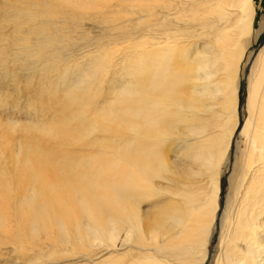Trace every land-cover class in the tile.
Here are the masks:
<instances>
[{
  "label": "bare ground",
  "instance_id": "6f19581e",
  "mask_svg": "<svg viewBox=\"0 0 264 264\" xmlns=\"http://www.w3.org/2000/svg\"><path fill=\"white\" fill-rule=\"evenodd\" d=\"M86 3L104 16L83 14ZM260 10L258 0H2L0 42L11 36L12 48L0 47V243L22 264H203L221 210L214 264H264V43L248 57L241 123L238 111ZM84 16L114 44L103 56L130 62L109 81L113 103L73 93L66 115L49 120L45 82L84 87L82 47L72 69L51 50L69 46ZM12 93L39 107L16 105V118ZM236 131L243 147L221 208Z\"/></svg>",
  "mask_w": 264,
  "mask_h": 264
},
{
  "label": "rangeland",
  "instance_id": "374dc122",
  "mask_svg": "<svg viewBox=\"0 0 264 264\" xmlns=\"http://www.w3.org/2000/svg\"><path fill=\"white\" fill-rule=\"evenodd\" d=\"M1 1L0 0V4H1ZM14 0H11V2H13ZM115 1V0H113ZM261 4V10L260 11H257V16L255 15V17H260L262 14H264V0H258ZM135 2V1H134ZM133 3V2H132ZM88 3H86L84 5V8H83V11L82 13L83 14H88L90 13L89 12V8H91L89 6V4L87 5ZM133 4H137V2L133 3ZM86 5L88 8H86ZM98 6L95 7V9L91 8V11L93 12V10H95L94 12L98 11V13L100 14V17L101 15L104 16V8L103 9H100L101 6H99L100 8H97ZM138 7V4L137 5H133V8H137ZM2 13V12H0ZM11 21H8L7 23L3 22V24H9ZM82 22L83 24H81L83 27L80 29V32H75L74 31V28H73V24L71 27H69L71 29V34H70V40H71V43H69L68 45L70 46H67L65 48H55V47H51V50L53 53H57L58 55H61V59L63 60L64 63L67 64H70V69H72V64H73V60L74 58H78L77 61H80V58L79 56H75V53L73 51H75V49L79 46H81L82 48V51L83 53L80 55V56H85L82 58V60L84 61V65L82 66L83 69H84V72L82 74V77L85 81V84H84V87L83 89H80V87H62L63 85L62 84H55L54 83V80L56 78V71L58 72L59 69H63V67L65 65H62L63 63L59 62V67L58 69H56L55 72H53V75L51 77L53 83L56 85V86H61L59 88L57 87H52L50 84H48L47 82H45V87L48 88V90H46V94L47 93H51L50 94V100L48 101L49 103V110H50V117H49V120L51 118H54V119H57L58 118H63L65 115H66V108H67V104H68V101L71 100L72 96H73V93L75 94H78L80 95L82 92V95H86L88 97H96L95 99H98L99 101H104V103L102 105H97L96 107H100V106H103L105 104H107V102L109 103H113L112 101H110L111 99L114 98V94H111V88L108 87L109 85V81L113 78L114 76V73L115 71H120L119 69L121 68L120 66H122L124 63L125 60L129 61L130 62V59H122L121 62H116V57H117V52L114 54V52L112 51H107L106 53H111V56L112 57H108L109 58V63L106 64L108 58L103 56L104 55V52L101 51L103 48L109 50V46L112 47L114 44H106V38L103 36V31H100V29L102 30L101 26L99 24H97L95 27H93V29L91 28L92 26L90 25L91 21L86 17L84 16L83 19H82ZM89 23V24H88ZM91 26V27H90ZM84 30L83 32H81V30ZM87 30V32H86ZM53 31H55L53 29ZM90 31V32H89ZM97 31V32H96ZM90 34H89V33ZM79 33V34H77ZM102 37H101V35ZM93 35V36H92ZM95 35V36H94ZM77 36V37H76ZM88 36V37H87ZM101 39H100V37ZM97 37V38H96ZM35 38L34 37H31L29 34H28V39L31 41ZM76 38H77V41H76ZM93 38H96L93 40ZM99 39V40H98ZM105 42H104V40ZM79 40V41H78ZM91 40V41H90ZM97 40V41H96ZM137 40V39H136ZM138 41V40H137ZM96 42V43H95ZM112 42V41H111ZM113 42H115L116 44H118L117 46L120 47L123 45H120V40H114ZM118 42V43H117ZM100 43V44H99ZM264 43V30L263 32L255 39V40H252V42L250 43L247 51L245 52V55L243 57V60L241 62V67H240V73H239V81H240V84H239V91H238V99H239V102H238V111H239V115H240V123L243 122L245 120V118L247 117V110H246V97L248 96V90H249V87H248V82H247V76L249 74V61L251 60L248 59L249 55H251L250 57H253L254 54L258 51V49L262 46V44ZM81 44V45H80ZM98 46H97V45ZM104 46H103V45ZM92 45V47H91ZM107 45V46H106ZM0 47H4L5 50H6V53H9V51L11 50L12 48V37L11 36H8L6 38V40L4 42H0ZM103 47V48H102ZM86 48V49H85ZM121 48V47H120ZM91 49V51H90ZM98 49V50H97ZM94 50V51H93ZM64 51V52H63ZM101 51V53H100ZM70 53V55H69ZM121 53H123L122 51H120L119 55H121ZM97 54V55H96ZM102 55V56H101ZM109 55V54H108ZM93 56H96V58H99V57H103V64L94 68L92 66L91 68V65H88V61L89 59H91ZM98 56V57H97ZM113 56H114V59H113ZM73 58V59H72ZM107 58V59H105ZM111 59V60H110ZM113 59V60H112ZM65 60V61H64ZM115 60V62H114ZM114 65V67L112 66V63ZM97 61H93V63L96 65ZM83 63V62H82ZM111 63V64H110ZM21 64L24 65L26 64L25 60H21ZM10 63L7 61L6 62V66L7 67H10ZM107 65V66H106ZM109 65V67H108ZM117 65V66H116ZM90 67V68H89ZM103 67V68H102ZM106 67V69H105ZM119 67V68H118ZM133 67V66H132ZM111 68V69H110ZM113 68V70H112ZM134 68V67H133ZM96 69H97V73H96ZM101 70V71H100ZM110 71V74H109V71ZM104 71V73H103ZM108 71V72H107ZM113 71V72H111ZM106 72V73H105ZM22 73V72H21ZM20 74V72H19ZM23 74V73H22ZM88 74V75H87ZM110 75V76H108ZM108 78V80H107ZM36 79V78H35ZM38 80V79H36ZM101 83V84H100ZM97 84V85H96ZM99 84V85H98ZM50 85V86H49ZM40 88V90L43 91V87H38ZM49 88H52L55 90L53 91H50ZM60 89V90H59ZM70 89V90H69ZM70 92V94H69ZM5 93V92H4ZM10 94V91H6V95ZM97 93V94H96ZM66 95V97H65ZM12 97L13 98H8L7 96V100H8V104H7V107H9V111H13V112H16L15 114V117L17 118L18 117V114L17 112H19L16 108V105H26V103H29V102H32L34 103L37 107H39V104H38V99L37 97L36 98H32V100L30 98H27V96L23 95L21 97H19V99H17L14 94L12 93ZM100 97V98H99ZM68 98V99H67ZM110 99V100H109ZM25 100V101H24ZM109 100V101H108ZM21 101V102H20ZM20 102V103H19ZM56 102V103H55ZM59 102V103H58ZM65 102V103H64ZM33 104V105H34ZM56 106H54V105ZM66 104V105H65ZM64 106V107H63ZM79 106V105H78ZM60 107V108H59ZM55 109V110H54ZM61 109V110H60ZM57 111V112H56ZM95 110H93V107H89L88 108V113L89 115L91 114V112H94ZM59 113V115H58ZM38 120H43L42 117L40 116H37ZM46 122H48V119L46 120ZM239 128V127H238ZM238 131V130H237ZM235 132L234 134V137L232 139V141L234 142L232 147H231V150H230V154H229V160L228 162L222 167V174H221V177H220V186H221V191H220V206L222 208L223 204H224V201H225V198L228 194V191H229V180H228V177L230 175V172H231V166L236 158V156L239 154V150L243 147V137L239 135L238 132ZM46 140H44L40 146L42 147H48L46 142ZM237 143V144H236ZM52 149H55V150H58L56 145L54 144L53 141H50L49 144H48ZM238 146V150H237V147ZM65 148V146L63 147ZM71 149V148H70ZM168 158H170L169 155H167ZM145 206V203L142 204V207ZM220 214H221V210H219L218 214H217V218H216V228L213 232V235H212V238L210 240V242L208 243L207 245V259L205 260V262L203 264H214V260H215V256H216V253H217V245H218V231H219V228H218V218H220ZM2 244V243H0ZM5 244H2V246L0 245V252H2L3 254H7L6 256L2 257L3 254L0 253V264H22L24 263L20 258L17 257L16 253L15 252H11L10 250V245H6V246H3ZM8 250L5 252V250ZM11 254H10V253ZM14 253H15V256H14ZM9 254V256H8ZM2 257V258H1ZM5 259V260H3ZM9 261L10 263H8L7 261ZM14 260V261H13ZM3 261V262H2ZM43 261V260H41ZM69 261V260H68ZM96 261V260H95ZM7 262V263H6ZM73 262V261H72ZM46 263V262H45ZM95 263V262H93ZM38 264H43V263H38ZM68 264H72L71 261L68 262ZM104 264H110V263H104Z\"/></svg>",
  "mask_w": 264,
  "mask_h": 264
}]
</instances>
